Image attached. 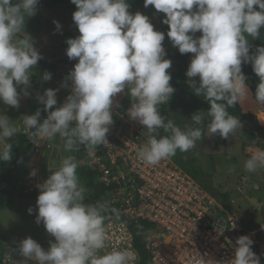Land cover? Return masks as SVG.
<instances>
[{
	"label": "clouds",
	"instance_id": "9594fccd",
	"mask_svg": "<svg viewBox=\"0 0 264 264\" xmlns=\"http://www.w3.org/2000/svg\"><path fill=\"white\" fill-rule=\"evenodd\" d=\"M71 3L78 9L73 21L80 33L66 41L67 57L78 59L67 78L71 94L61 107L51 111L57 104L58 89H46L38 96L48 114L42 122L40 110L21 117L28 140L40 144L59 136L65 151L84 145L94 152L97 146L108 143L107 133L114 122L112 98L127 87L133 100L129 118L147 128V140L138 150L141 161L155 166L177 150L193 149L203 138L202 128L181 129L171 119L165 122L158 111L175 91L167 71L172 62L164 59L165 34L155 31L147 16L131 14L126 0ZM38 4L39 0H0V101L13 108L20 105L17 86H25L24 95H29L30 69L43 58L24 29L26 18L36 14ZM149 5L166 14L162 22L169 26L167 36L173 46L181 54H194L186 75L199 77L195 94L203 96L210 108L193 114L191 121L201 125L207 116L212 135L218 133L225 139L234 135L242 123L227 108L249 97L242 63L250 62L259 77L254 99L264 106V46L250 54L247 40V36L257 38L264 26V0H144V7ZM53 23L57 30L61 28L58 21ZM197 31L202 33L200 37L189 34ZM51 78V73H44V81ZM161 130L166 134L160 135ZM18 131L8 116L0 114V161L12 159V144L7 141ZM243 166L248 173L264 170V150L255 151ZM77 168L72 156L62 158L58 166H49L51 174L37 185L40 194L35 221L43 223L55 242L49 241L45 250L31 237L21 240L17 250L24 259L12 264H135L137 254L128 248L98 254L109 239L105 221L113 217L119 220L120 212L106 201L85 202L86 189L79 182ZM30 174L35 176L36 170ZM28 212L32 214L33 209ZM253 243L248 235L239 236L230 264H260ZM10 259L11 254H6L5 261Z\"/></svg>",
	"mask_w": 264,
	"mask_h": 264
},
{
	"label": "built area",
	"instance_id": "2783aa9c",
	"mask_svg": "<svg viewBox=\"0 0 264 264\" xmlns=\"http://www.w3.org/2000/svg\"><path fill=\"white\" fill-rule=\"evenodd\" d=\"M60 72L65 73L61 69ZM127 97L128 93L123 91L112 98L113 104L124 102L126 108H111L114 122L109 126L108 143L97 146L92 153L85 148L83 163L86 170L92 168L98 172L106 195L130 222L148 220L155 224L144 240L150 254L149 264H230L235 258L236 240L241 235H248L254 241L252 250L260 264H264V224L247 229L228 202L206 189L172 157L155 166L139 159L138 150L147 140V128L129 118L128 110L133 101L126 104ZM52 142L44 140L40 144L33 143L32 147L41 155L53 147ZM30 173L28 178L38 179L37 173L35 176ZM247 180L248 177L242 175L240 183ZM36 183L41 184V181L38 179ZM240 183L237 189L242 191ZM26 186L25 193L40 191L38 187ZM105 226L109 239L106 248L98 254L103 255L113 248H128L137 254L135 264H141L130 224L124 219L112 218L105 221ZM0 252H3L0 264L24 259L13 256L6 248H1ZM9 253L11 259L5 261Z\"/></svg>",
	"mask_w": 264,
	"mask_h": 264
},
{
	"label": "rangeland",
	"instance_id": "374dc122",
	"mask_svg": "<svg viewBox=\"0 0 264 264\" xmlns=\"http://www.w3.org/2000/svg\"><path fill=\"white\" fill-rule=\"evenodd\" d=\"M254 8L257 11L260 10L258 6H254ZM76 10H78L77 7L72 4L67 5L53 0H39L36 14L25 20L24 29L26 34L31 37L34 47L44 59L56 63L51 66L50 63L37 62V65L30 69V86L26 89L29 95H24L25 86H17V92L20 95L18 108H13L0 101V114L8 116L19 129L24 127L21 117L35 113L33 105L39 102L38 96L43 95L46 89H58L56 93L57 104L55 106H60L71 94V81L67 78L70 71L74 69V65L66 63L64 60L69 59L66 55L67 39L76 38L80 35L78 27L73 21V13ZM193 10H195V7ZM128 11L133 15L136 13L133 12L130 5ZM140 13L149 18V22L153 25L155 31L165 34V39L162 42L166 53L165 56H172L178 52V47H174L167 36L169 26L162 22L166 18V14L157 11L152 5L143 7ZM54 21H58L61 25L59 30L56 29ZM189 34L193 35L194 38L202 35L199 31L195 34ZM261 36H264V26L259 29L258 37ZM193 56L194 54L189 59V65ZM60 69L64 70L65 73L60 72ZM45 72L51 73V80H43ZM189 82L195 84L199 82V77L189 78ZM124 90H127L128 93L126 101V104H128L133 100L128 88L125 87ZM122 92L116 95H121ZM262 107L264 106L260 107L261 110ZM260 109L253 113L257 112V121L264 126V111ZM170 111L172 113L177 112L181 118H185V121L183 120L179 124L181 129L201 127L203 130V138L196 142V146L187 152H183L184 157L182 160L185 161L189 157L195 158L193 163L187 164L184 168L212 193L216 194L220 191L229 193V205L238 214L247 229L261 227L264 224V172L263 170H258L254 173H248L243 165L246 159L259 150L257 147L249 149L247 148L248 146L255 145L259 146L260 150H264V130L262 132L258 130L259 134L256 135V130L251 124H242L240 130L238 129L234 135L230 134L228 138H224L225 144L216 148L219 134L212 135L207 127L195 125L191 121L193 114L187 111L185 105H181L178 109L170 106ZM252 134L256 135V143H251L249 140ZM52 143L53 147L44 150L41 155L32 152L26 159L30 164L23 162L18 168L22 175V178L18 180L21 190L27 187L26 185H32V188L36 189L37 180L39 179L43 183L51 174L49 166H58L60 160L67 156V151L64 149V141L59 136ZM176 162L180 164L178 161ZM81 168V171L85 172L86 166L84 163L81 164ZM26 170H29V172L26 173ZM32 170H36L37 180L32 181L27 177ZM14 173L17 175L16 169H14ZM240 174L247 175L248 180L240 183ZM78 179L84 187V183L79 176ZM239 183L242 191L237 189ZM37 192H39L37 193L38 196L40 191L37 190ZM231 199L235 200V203L232 204ZM36 202V196L17 199L12 205L2 211L0 219V249L7 247L5 246L6 243H13L18 247L19 242L28 237L36 240L45 250L50 247L49 241L55 242V238L47 233L43 223L38 225L35 221L38 214ZM29 208L33 209L32 214H29ZM6 249L12 251L13 256H20L19 252L14 251L17 249ZM2 256L3 252H0V257ZM29 264H33V262L30 261Z\"/></svg>",
	"mask_w": 264,
	"mask_h": 264
},
{
	"label": "trees",
	"instance_id": "16d2710c",
	"mask_svg": "<svg viewBox=\"0 0 264 264\" xmlns=\"http://www.w3.org/2000/svg\"><path fill=\"white\" fill-rule=\"evenodd\" d=\"M53 1L64 3L67 5H74L73 3H71V0ZM13 3H15V0H13ZM127 3L132 7L133 12H140L144 7V0H127ZM247 40L248 44L250 45V54L254 53L257 47L264 46V37H247ZM192 55L193 53L181 54L178 51L172 56L168 55L164 57V59H169L172 62L171 68L167 71L171 75L170 84L175 89V91L170 97V99L167 101V103H163L158 106V111L160 115L165 118V122L171 119L178 127L179 124L183 122V120L185 121V118H181L180 114L177 112L172 113L170 111V106L172 108L178 109L181 105H185L187 111L191 112L192 114H196L198 112L206 113L210 108L209 103L203 96H197L195 94L194 88L199 86V82L191 84L189 82V77H187L186 75L187 69L189 67V59ZM38 62L50 63L51 66L56 63L47 61L44 58H42ZM242 72L247 78L246 84L249 88V97L243 103H237L232 107H228L227 111L229 112V114L236 116L242 124H251L256 131L260 130L262 132L264 130V126H261L257 121V116L249 111V109L253 105L257 104L254 98L256 87L260 82L259 77L253 71L252 64L250 62L242 63ZM221 103H223V101H221ZM33 107L35 112L37 110H40L41 112L40 122H42L43 119L47 118L48 113L44 111V105L42 103L37 102L33 105ZM210 119V117L206 116L205 120L201 125L204 128L207 127ZM23 128H20L18 133L9 141H7L12 144V159L7 162L0 161V219L2 211L6 207L12 205L15 200L29 198L33 196H36V200L38 198L37 194L32 195L35 193H25L20 189V186L18 185V180L22 178V175L18 168L22 164V161H26V159L32 154V152H34L32 147L33 143L28 140ZM165 134L166 133H164L163 130L160 131V135ZM249 140L251 143H256V135L252 134ZM225 143L226 141L220 135H218L216 148ZM84 150V145H78L74 147L72 151H67V156L74 157L76 162L78 163L77 175L83 181L84 188L86 189L85 202L96 203L97 201H106L111 208H116L119 210V206L112 203L109 197L106 195V187L100 182L98 172L93 170L92 168L85 170V172L81 171V164L84 161ZM183 157V152L179 150H177L176 154L172 156V158L175 161H178L183 167L195 161L194 157H189L185 161L182 160ZM14 169L17 170V175H15ZM28 172L29 170H26V173ZM216 195L223 201H229L230 199L229 193L226 192L220 191L216 193ZM120 219L126 220L130 224L131 229L135 234V243L141 255V264H149L150 254L146 248L144 240L147 234L151 231V229L155 227V224L148 220H141L138 223H132L127 217L123 216L121 213ZM10 248L11 250L17 249L14 247ZM14 251L18 252V250Z\"/></svg>",
	"mask_w": 264,
	"mask_h": 264
},
{
	"label": "crops",
	"instance_id": "0c3cea01",
	"mask_svg": "<svg viewBox=\"0 0 264 264\" xmlns=\"http://www.w3.org/2000/svg\"><path fill=\"white\" fill-rule=\"evenodd\" d=\"M64 71V70H63ZM124 92H126L127 93V90H124ZM124 95V94H123ZM123 95H122V97H123ZM125 99H126V97H125ZM258 104V103H257ZM256 105V104H255ZM54 107V106H53ZM112 107H114V108H116V109H118V110H122V109H125L126 107H125V104H124V102L123 103H121V104H113L112 105ZM249 111L250 112H252L250 109H249ZM255 134L257 135V134H259L257 131L255 132ZM254 148V147H257L259 150L261 149L259 146H255V145H250V146H248L247 148ZM43 154V153H42ZM40 160V159H39ZM23 162H26V163H28V164H30L28 161H22V163ZM264 172V171H263ZM242 175H245V174H240V176L242 177ZM247 176V175H246ZM248 177V176H247ZM231 201H232V199H231ZM225 202H230V199H229V201H225Z\"/></svg>",
	"mask_w": 264,
	"mask_h": 264
},
{
	"label": "bare ground",
	"instance_id": "6f19581e",
	"mask_svg": "<svg viewBox=\"0 0 264 264\" xmlns=\"http://www.w3.org/2000/svg\"><path fill=\"white\" fill-rule=\"evenodd\" d=\"M260 107H261V105L256 104V105H253V106L250 108V110H251L252 112H255L256 110H259ZM259 115H260V114H259ZM4 245H5V244H4ZM5 246H7L8 248H10V247L18 248L15 244H9V243H6ZM43 249H44V248H43Z\"/></svg>",
	"mask_w": 264,
	"mask_h": 264
},
{
	"label": "water",
	"instance_id": "95a60500",
	"mask_svg": "<svg viewBox=\"0 0 264 264\" xmlns=\"http://www.w3.org/2000/svg\"><path fill=\"white\" fill-rule=\"evenodd\" d=\"M64 62L66 63H70L72 65H75L78 61L77 60H69V59H65ZM223 138V137H222ZM224 139V138H223Z\"/></svg>",
	"mask_w": 264,
	"mask_h": 264
},
{
	"label": "flooded vegetation",
	"instance_id": "af4514ba",
	"mask_svg": "<svg viewBox=\"0 0 264 264\" xmlns=\"http://www.w3.org/2000/svg\"><path fill=\"white\" fill-rule=\"evenodd\" d=\"M251 37V36H250ZM262 37H264V36H261V37H259V38H262Z\"/></svg>",
	"mask_w": 264,
	"mask_h": 264
}]
</instances>
